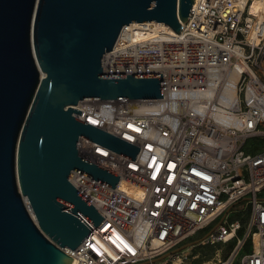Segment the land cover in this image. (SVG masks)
<instances>
[{"label":"built area","instance_id":"1","mask_svg":"<svg viewBox=\"0 0 264 264\" xmlns=\"http://www.w3.org/2000/svg\"><path fill=\"white\" fill-rule=\"evenodd\" d=\"M252 1L193 0L179 32L134 41L121 28L103 54L104 74L162 73V97L72 105V116L139 147L132 159L78 137L79 157L119 177L111 187L69 172L103 217L94 226L78 213L92 230L63 248L73 264H175L180 243L240 200L242 233L225 218L200 243L233 241L217 264H264V11L251 13Z\"/></svg>","mask_w":264,"mask_h":264},{"label":"water","instance_id":"2","mask_svg":"<svg viewBox=\"0 0 264 264\" xmlns=\"http://www.w3.org/2000/svg\"><path fill=\"white\" fill-rule=\"evenodd\" d=\"M192 3L0 0V264H69L63 248L74 249L92 230L78 213L94 226L101 221L68 174L111 187L119 175L79 157L78 137L132 159L139 147L72 116L81 113L72 105L162 97V73L104 74L101 59L132 21L179 32Z\"/></svg>","mask_w":264,"mask_h":264},{"label":"rangeland","instance_id":"3","mask_svg":"<svg viewBox=\"0 0 264 264\" xmlns=\"http://www.w3.org/2000/svg\"><path fill=\"white\" fill-rule=\"evenodd\" d=\"M245 208H246L245 200H240L234 203L227 211L222 213V215L213 224L207 227V229H210L211 227L214 226L215 223L219 222L220 220H224L225 218L229 221L234 220V219H238L239 221H241L245 215ZM242 221H243V225H242V231H243L244 226H245V221L244 220ZM207 229L198 231L192 237L180 243L178 247L183 246L182 249H180L182 251L179 250L177 254L172 256V259L175 261V264H217V259L223 258V256L229 250V247L227 244L222 245L220 243H217L213 245H210V244L203 245L199 243L204 233L208 231ZM248 246H249V242L246 241V244L241 249L240 254L244 253V251L248 249ZM216 248L222 249L219 252V257L213 256L214 254L213 252ZM184 251L187 252L188 254L186 255V258L182 259V262L179 263V261L177 260L178 259L177 256H179V258H182L181 252H184ZM195 252H198L199 256L197 258H192L191 256Z\"/></svg>","mask_w":264,"mask_h":264},{"label":"bare ground","instance_id":"4","mask_svg":"<svg viewBox=\"0 0 264 264\" xmlns=\"http://www.w3.org/2000/svg\"><path fill=\"white\" fill-rule=\"evenodd\" d=\"M249 10L251 13L261 17V11H264V0H253ZM122 29L130 30V37L132 40H140L150 34L163 35L167 33H177L169 25L164 22H137L132 21L122 27ZM254 244L257 245L256 236L254 238ZM69 264H73L70 257Z\"/></svg>","mask_w":264,"mask_h":264},{"label":"crops","instance_id":"5","mask_svg":"<svg viewBox=\"0 0 264 264\" xmlns=\"http://www.w3.org/2000/svg\"><path fill=\"white\" fill-rule=\"evenodd\" d=\"M210 229H211V228H210ZM210 229H207V230L210 231ZM208 231H206V232L204 233V235H205ZM204 235H203V237H204ZM203 237H202V238H203ZM199 243H200V242H199ZM217 243H220V244H222V245L227 244L228 247H229V250H230V248H231L232 245H233V241L228 242V243H222V242H217ZM217 243H214V244H217ZM200 244H202V243H200ZM203 245H204V244H203ZM210 245H213V244H210ZM221 250H222L221 248H216V249L214 250V252H213V253H214L213 256H215V257L218 256V257H219V252H220ZM229 250H228V251H229ZM180 251H182V250H180ZM183 253L188 254V253L185 252V251H184ZM226 254H227V253H226ZM226 254H225V255H226ZM225 255H224V256H225ZM198 256H199V253H198V252H195V253L192 254L191 257H192V258H197ZM224 256H223V257H224ZM212 258H214V257H212Z\"/></svg>","mask_w":264,"mask_h":264},{"label":"trees","instance_id":"6","mask_svg":"<svg viewBox=\"0 0 264 264\" xmlns=\"http://www.w3.org/2000/svg\"><path fill=\"white\" fill-rule=\"evenodd\" d=\"M246 217H247V212H245L244 218L242 220L246 221ZM242 220L240 221L241 222L240 228L237 230V233L238 234H241L242 233V225H243V221Z\"/></svg>","mask_w":264,"mask_h":264}]
</instances>
